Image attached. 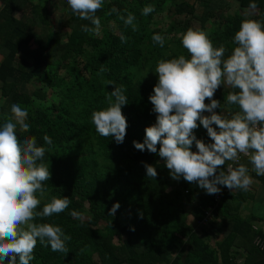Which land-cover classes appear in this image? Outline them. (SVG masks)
<instances>
[{"label": "trees", "instance_id": "1", "mask_svg": "<svg viewBox=\"0 0 264 264\" xmlns=\"http://www.w3.org/2000/svg\"><path fill=\"white\" fill-rule=\"evenodd\" d=\"M45 1L0 0V102L25 107L31 127L20 132L18 126V137L35 136L38 146L47 149L43 163L51 178L37 211L53 196L70 199L63 213L36 220L60 226L71 237L66 250L53 252L38 241L30 264H264V230L252 223L264 217L246 220L241 214L255 198L251 187L230 191L218 186L220 194L208 195L195 183L173 180L157 155L133 147L155 123L148 97L158 79L153 73L157 60L188 56L179 34L189 27L205 30L214 46H225L226 58L236 46L233 36L241 20L264 22V0H255L258 9L249 16L244 12L250 0H234L236 8L229 0H105L97 13L98 36L82 31L90 22L70 8L60 6L63 15L56 19L61 4ZM147 5L155 11L143 16ZM112 8L118 12L106 15ZM128 13L135 15L136 31L118 18ZM155 33L164 36L163 48L152 41ZM32 83L38 86L30 88ZM121 86L128 128L118 145L95 131L91 114L106 108V97ZM229 91L222 86L215 94L221 102L217 113L228 118ZM6 117L11 115L0 104V126ZM45 134L51 146L44 143ZM195 134L210 142L202 126ZM242 159L264 186V176H256L248 158L241 155L244 164ZM142 162L156 167L155 179L146 177ZM117 202L120 208L109 216ZM72 210L84 219L72 218ZM207 211L212 217L204 223Z\"/></svg>", "mask_w": 264, "mask_h": 264}, {"label": "clouds", "instance_id": "2", "mask_svg": "<svg viewBox=\"0 0 264 264\" xmlns=\"http://www.w3.org/2000/svg\"><path fill=\"white\" fill-rule=\"evenodd\" d=\"M66 2L80 20L90 22L91 26L82 25V31L100 35L97 13L105 0ZM257 9L255 0H250L244 14L249 16ZM154 11L153 5H147L141 14L148 16ZM116 12L118 9L112 8L106 15ZM118 18L137 30L134 14ZM179 38L188 56L157 60L153 73L158 79L148 97L155 123L144 129L143 142L134 140L133 147L157 155L173 180L195 183L208 195L220 194L218 186L248 191L254 181L248 166L240 163L241 155L248 158L256 176H264V22L241 20L233 36L236 46L226 58L225 46H214L205 30L189 27ZM120 39L126 41L122 34ZM152 41L161 48L165 45L159 33L153 34ZM222 86L232 89L225 99L230 118L216 111L221 102L215 94ZM113 88L106 97L108 106L93 111L91 121L101 137H112L121 145L128 128L122 108L128 103L123 86ZM233 107L238 110L232 111ZM10 112L11 118L6 117L0 126V264H30L38 241L53 252L66 250L71 237L58 225L36 220L63 213L70 199L53 196L37 211L47 195L45 182L51 178L49 167L43 163L47 149L38 146L35 136L21 140L17 135L18 126L20 132L30 130L28 110L13 103ZM201 126L208 143L195 134ZM43 141L49 146L53 143L47 134ZM142 163L146 177L155 179L156 167ZM119 208L118 202L113 204L108 215L114 216ZM69 215L84 219L76 210Z\"/></svg>", "mask_w": 264, "mask_h": 264}, {"label": "crops", "instance_id": "3", "mask_svg": "<svg viewBox=\"0 0 264 264\" xmlns=\"http://www.w3.org/2000/svg\"><path fill=\"white\" fill-rule=\"evenodd\" d=\"M62 4L64 5V6H61L62 8H69V6L67 5L66 0H62ZM252 179L257 184L256 185L257 188H254L251 185L252 194L254 195L255 198H254V200L247 202L248 206L246 208H242V210H241V214L243 215V218L246 219V220L247 219L248 220L249 219H253L254 216L264 217V208H263V212L260 214V213L255 212L253 207H251L254 202H257V203H262L263 202L264 203V186L261 183L260 179L254 178L253 176H252ZM252 223H254L253 225H254L255 228L264 230V220L254 222V219H253ZM259 225H261V226H259Z\"/></svg>", "mask_w": 264, "mask_h": 264}, {"label": "rangeland", "instance_id": "4", "mask_svg": "<svg viewBox=\"0 0 264 264\" xmlns=\"http://www.w3.org/2000/svg\"><path fill=\"white\" fill-rule=\"evenodd\" d=\"M44 1H45V0H38V2H40V3H44ZM187 1H189L190 3H193V2H194V0H187ZM228 2H230V4L232 5L233 8H236V4H235L234 0H229ZM46 3H47V1H45V4H46ZM60 3H61V5H58V4H60ZM56 4L58 5V7H57V10H55L53 16H54L56 19H59V16H61V15H63V14H62V12L60 11V9L58 10V8H59L60 6H64V5L62 4V0H56ZM233 11H234L233 9L230 10V12H233ZM64 15L66 16L67 13L64 12ZM60 24L63 26V24H62L61 22L59 23V25H60ZM59 28L61 29V27H59ZM61 30H62V29H61ZM34 86L37 87L38 85L32 83L31 86H30V88H34ZM0 104H1V106L3 107V109H4V112H6V113H8V114L11 115V112H10V106H7V104L4 103V101H1ZM242 160L244 161V164H245V163H248L245 159H242ZM253 181H254V180H253ZM256 185H257V184H256L255 182H253L252 186H253L254 188H257ZM250 195H252V194H250ZM251 198H252V197H251ZM251 198L249 199V201L251 200ZM251 207H253V209H254L255 212L261 214V213L263 212L264 203H263V202H262V203L254 202V203L252 204ZM259 226H261V225H259Z\"/></svg>", "mask_w": 264, "mask_h": 264}, {"label": "built area", "instance_id": "5", "mask_svg": "<svg viewBox=\"0 0 264 264\" xmlns=\"http://www.w3.org/2000/svg\"><path fill=\"white\" fill-rule=\"evenodd\" d=\"M211 213H212L211 211H209V212L207 211V213H206V218H205V220H204V223H206L207 220H208L209 218L212 217V214H211ZM258 243L260 244L261 241L259 240ZM262 246H264V243H262Z\"/></svg>", "mask_w": 264, "mask_h": 264}]
</instances>
